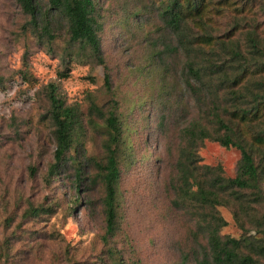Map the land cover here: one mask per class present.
Here are the masks:
<instances>
[{"label": "rangeland", "instance_id": "374dc122", "mask_svg": "<svg viewBox=\"0 0 264 264\" xmlns=\"http://www.w3.org/2000/svg\"><path fill=\"white\" fill-rule=\"evenodd\" d=\"M160 4V0H100L113 102L105 85V66L81 59L66 64L64 33L52 51L26 29L27 18L16 0H0V76L6 86H0V264H112L103 240L101 188L87 181L79 191L73 166L54 180L48 176L55 151L52 126L44 120L49 109L45 88L50 83L59 85L67 104L78 105L84 114L79 147L84 179L92 175L85 159L103 157V136L90 116L91 101L105 111L118 103L126 148L119 185L120 229L110 243L123 263L197 264L195 225L172 206L170 183L176 176L182 131L195 121H206L211 96L208 86L200 91L193 79L196 89L187 85L183 50L167 53L166 46L178 43L161 20ZM257 10L238 22V30L234 14L214 15L208 21L209 33L227 45L235 38L245 54L244 36L250 26L264 36V16L256 15ZM191 33L200 35L202 30L193 26ZM64 71L67 78L59 76ZM25 72L36 81L27 82ZM213 85L220 86L218 74ZM226 90H220L222 99ZM200 155L203 164L222 166L226 177L236 176L241 159L237 149L207 141ZM32 205L52 206L54 212L25 218ZM221 212L229 222L223 234L239 238L242 231L231 211Z\"/></svg>", "mask_w": 264, "mask_h": 264}, {"label": "trees", "instance_id": "16d2710c", "mask_svg": "<svg viewBox=\"0 0 264 264\" xmlns=\"http://www.w3.org/2000/svg\"><path fill=\"white\" fill-rule=\"evenodd\" d=\"M259 1L160 0L158 8L162 22L178 43V47L166 46L167 53L183 50L187 57L184 67L187 85L194 91L193 79L200 84V91L208 86L211 96L206 121H195L182 131L176 176L170 183L172 206L194 222L193 238L200 246L195 254L197 264H264V36L256 32V26H250L244 36L248 48L245 55L241 45L233 42L235 38L227 45L221 38L212 36L208 27L214 15L222 16L229 11L237 18L235 29L238 30L241 28L238 22L254 15L255 9L258 8L256 15L262 13L264 16V0ZM16 2L27 18L26 29L39 44L54 51L61 34L66 35L62 55L64 59L68 57L66 64L81 59L95 60L105 66V85L114 102L115 93L101 38L104 26L100 0ZM253 22L258 21L254 19ZM193 26L200 28L202 33L192 34ZM230 63H237V66L229 67ZM66 72L59 76L67 78ZM216 74L220 86L215 89ZM23 76L27 82L36 81L28 72ZM0 86L6 87L1 76ZM225 88L222 99L220 90ZM45 96L49 109L44 120L52 126L55 143L48 176L54 180L73 166L79 191L87 181L90 186L101 188L106 226L103 240L107 254L112 264H124L110 243L120 229L119 185L126 148L122 118L116 111L118 103L105 111L104 106L91 101L90 116L95 118V125L103 136V157L85 159V164L92 168V175L84 179V155L79 151L83 146L84 114L78 105L67 104L56 83L45 88ZM207 141L226 149L235 148L241 153L235 177H226L222 166L203 164L200 150ZM222 208L231 211L242 231L239 238L223 234L229 222L222 215ZM53 212L52 206L32 205L24 217L40 218Z\"/></svg>", "mask_w": 264, "mask_h": 264}]
</instances>
